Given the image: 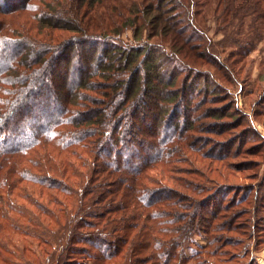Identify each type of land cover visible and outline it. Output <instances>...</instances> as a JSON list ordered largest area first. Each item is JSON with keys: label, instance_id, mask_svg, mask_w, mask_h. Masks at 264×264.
<instances>
[{"label": "trees", "instance_id": "trees-1", "mask_svg": "<svg viewBox=\"0 0 264 264\" xmlns=\"http://www.w3.org/2000/svg\"><path fill=\"white\" fill-rule=\"evenodd\" d=\"M36 1L0 0V17L40 11L39 30L49 29L41 42L30 30L13 37L25 28L13 35L10 17L0 18V264H246L250 239L263 234L264 195L239 207L230 185L206 188L209 173L246 168L224 162L240 138L204 151L191 135L196 117L216 119L205 131L217 135L236 125L221 107L204 108L219 97H207L209 75L202 91L176 77L193 57L226 81L250 82L245 59L264 43V0H144L147 34L170 37L167 46L92 32L100 0ZM210 6L219 42L203 36ZM181 163L198 186L176 178Z\"/></svg>", "mask_w": 264, "mask_h": 264}, {"label": "rangeland", "instance_id": "rangeland-1", "mask_svg": "<svg viewBox=\"0 0 264 264\" xmlns=\"http://www.w3.org/2000/svg\"><path fill=\"white\" fill-rule=\"evenodd\" d=\"M38 1H36V3H43L44 0ZM47 1L49 0H45V2ZM147 2L148 1L144 0H100V2L95 3L93 9L89 12L93 14L92 23L94 24V26H89V28L92 32L96 33L106 31L105 33L100 34L107 33L114 38L119 37L121 41L128 46L135 44L142 45L149 42H160L163 43L164 46H167L170 37L161 38V35L154 34V32L152 34L150 33V35L147 34L148 30L146 25L143 24V10ZM173 6L175 8V5ZM174 8L172 14L175 15L179 13V16H185V20L187 21V17L189 16L185 15V9L177 7L174 10ZM213 9L214 8L210 6L204 10L206 12V16L204 17L205 27L203 29L207 30L205 32L203 31V36L205 38L209 37L213 42H219L223 33L216 29ZM36 13L40 14L41 12H22V14L19 13L20 15H15L14 17L4 15L0 18L7 21V18L10 17L8 20L14 23L11 27L12 31H15L13 35L18 33L16 32L19 31L18 26L25 28L21 30L20 36L14 35L13 37L20 38L23 36H30L29 34H32L35 38H41L39 39L41 42L42 36L45 37L46 32L49 29H43L42 27V29L39 30L41 28L39 26L42 25V23L39 21ZM151 13H154V11ZM134 20L135 22L132 23ZM129 22L132 25H128L130 24ZM187 23L188 21L185 22L183 26H186V31L190 34V24L187 25ZM9 30H7V32ZM27 30H30L31 33L28 34ZM50 33L53 35L59 34L57 31L53 30H51ZM192 43H195V41L192 40ZM201 50L202 48L196 49L198 54ZM227 51L228 50L225 52ZM202 53L206 55L204 51ZM262 56H264V43H259L257 50L245 59L246 65L252 61L249 74L250 76L247 77L250 82L247 83H245V77H241V75L233 81H226L223 79V76L216 75V71L209 64L200 60L195 61L193 57L190 59L191 61L188 59L187 63L183 64V67H181L182 69L178 72L176 77L177 86L180 87L181 84L183 85V83L186 82V88L190 86L191 88H200V91H202L204 83L203 76L209 75L212 78V83L208 87L209 91H207V97L209 98L211 95H218L219 97L218 99L209 98V101L208 103H205L204 108L209 110L211 108L221 107L224 109L225 114H227L221 119L224 120V122H232L236 125L234 129H229V127L227 129V127H225V132L221 135H217L216 133L205 131L207 122L216 119L209 117H196L193 123L196 124L197 131L192 132L191 135L192 139H195L199 143L203 144L204 151H206L209 147L210 149L217 147L221 141L225 140L227 142L233 141L236 138L238 140V138H240V144H235L233 147L236 150L239 149L237 150L239 151L237 153L238 155L233 158L228 157L224 160V162L245 161L244 167L246 168L237 169L234 167L233 169H230L229 172H226L225 176H222L221 178L219 176L216 177L215 174L209 173L210 177L208 176L209 179L205 183L206 188L212 187L213 189L220 185H230L232 189L225 191V194H227L228 198L232 197L237 199V203L240 204L239 207H251L253 200H255L254 197L256 196L257 198H260L256 195L260 189L261 194L264 195V185H258L264 184V73L261 75L259 74V60ZM220 58L223 59L222 56ZM96 81L105 82L106 80L98 78ZM243 85H245V89L241 88ZM213 88H215V90H213ZM171 89L172 87L166 88V90ZM200 91H198V93ZM221 99H223V101ZM197 100H201V96H199ZM208 160L209 159H204L202 162L207 164ZM176 166L182 168L175 173L176 178L181 180V183L187 182L190 184L191 182L194 185H196L195 183L200 184L199 176L191 174V172L195 171V168H190L187 164L182 163ZM197 166V170L201 171L202 165ZM164 183L169 184L174 188L178 187L177 185H171V182L168 181H165ZM208 193L209 192H206L204 194L206 195ZM261 204L263 205H260L261 208L257 211V217L264 216V202H261ZM244 218L245 215H242V217L237 219L236 222L238 223L239 221H243ZM257 222H260L259 218L257 219ZM258 230L263 233L262 235L260 234V238L258 240L260 243L255 244L254 240H257V236L250 239L249 254L247 257L245 255L244 258L242 255V261L246 264H249V262H254V264H264V229L258 228ZM16 238H18V236L13 237V240H16ZM193 242L198 246H204L207 242V235L202 232L193 238ZM31 247L35 250L37 243L33 241ZM41 247H43V245ZM27 256L31 259L33 258L31 253H25V257Z\"/></svg>", "mask_w": 264, "mask_h": 264}]
</instances>
